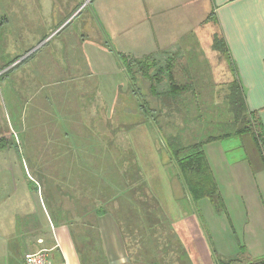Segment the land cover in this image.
<instances>
[{"label":"rangeland","instance_id":"1","mask_svg":"<svg viewBox=\"0 0 264 264\" xmlns=\"http://www.w3.org/2000/svg\"><path fill=\"white\" fill-rule=\"evenodd\" d=\"M105 20L111 24H105ZM207 20L215 32L214 19ZM116 24L120 25L118 21L113 23L107 0H0V67L20 56L0 70L3 180L30 181L31 189L41 192V197L51 193L54 201L60 202L61 211L69 208L72 219L79 221L73 201L61 191L66 194L69 189L94 181L107 186L106 191L98 188L96 193L105 199L118 186L115 171L120 170L117 153L121 150L120 154L126 155L122 165L129 155L130 162L140 170L143 194L157 201L148 219L147 214L133 208L128 212L137 211L134 214H123L129 221L124 227L130 244L135 242L134 237L151 244L155 239L151 226L162 233L156 236L159 243L171 246L176 236L173 231L185 227L182 220L176 224L172 213H195L200 226L205 225L207 240L217 256L232 257L244 245L252 261L264 264V171L251 140L245 135L231 136L209 142L204 150L210 157L224 205L215 204L221 208L219 212L207 198L196 205L187 198L175 175L174 162L162 147V136L168 133H179L185 142H191L231 130L226 124L230 115L223 101L231 73L225 59L216 53L214 58L206 45L208 25L199 31L203 43L197 38L199 44L193 51L178 52L188 59L197 97H188L187 108L183 107L186 110L181 113L171 115L173 111L163 110L158 131L153 122L137 124L143 117L135 111L136 100L114 52H123L130 44L124 43L121 35L113 38L109 29L116 30ZM171 53L163 51L154 57L163 62ZM21 59L24 61L18 64ZM139 85L146 94V84L139 81ZM130 122V126L123 125ZM81 138L86 139L83 142ZM80 141L86 146L79 148L76 144ZM247 159L251 163L249 179L237 174L238 166ZM46 180H51L49 185ZM46 187L50 188L47 192ZM123 198L128 205L133 201L130 196ZM113 202L111 209L107 207L110 214L119 207L116 200ZM35 205L39 218L42 211ZM84 247V243L78 244L80 250ZM162 251L166 254L165 249Z\"/></svg>","mask_w":264,"mask_h":264},{"label":"crops","instance_id":"2","mask_svg":"<svg viewBox=\"0 0 264 264\" xmlns=\"http://www.w3.org/2000/svg\"><path fill=\"white\" fill-rule=\"evenodd\" d=\"M107 8L113 15V23H120L115 25L116 30L108 26L109 32L112 31L114 39L121 35L123 42L130 44L124 46L123 52L136 57L163 51L191 52L195 44L203 43L199 31L208 25L206 45L215 58L216 52L211 48L213 26L206 19L211 13L228 48L233 71L245 91L246 104L257 111L264 133V0H107ZM121 10L125 11L120 13ZM245 136L251 140L264 171L262 155L252 139ZM209 145L205 143L204 150ZM206 157L211 166L208 153ZM245 162L242 160L237 174L249 179L251 163L249 159ZM3 172L0 163V264H23L24 254L38 249L47 250L50 264H163L162 258L166 264H217L216 249L207 240L206 227L200 226L195 213H172L176 224L182 220L185 227L174 230L175 242L171 246L164 244L165 247L156 237L162 233L153 227L150 230L155 231V239L151 244H143L139 238V243H127L114 216L105 213L97 217L94 244L87 237L86 227L75 228L78 244L82 242L85 246L80 250L69 225L52 223L45 210V196L31 189L32 183L27 180L5 182ZM35 203L42 211L39 218ZM12 211L15 215L10 214Z\"/></svg>","mask_w":264,"mask_h":264},{"label":"trees","instance_id":"3","mask_svg":"<svg viewBox=\"0 0 264 264\" xmlns=\"http://www.w3.org/2000/svg\"><path fill=\"white\" fill-rule=\"evenodd\" d=\"M209 17L212 18L211 13L208 14L206 19ZM211 48L216 52L218 58L225 59L228 64V71L231 73V80L228 81L223 95V101L226 105L227 114L230 115L226 124L231 127V130L222 132L221 134L215 136L209 135L206 138L197 139L191 142H185L179 133H168L162 136V147L172 162H174V167L176 169L174 170L175 175L183 186V189H185L190 201L196 205L199 200L207 198L214 205V209L219 212L221 208L215 204H220L222 208L224 205L218 190L217 182L213 176L210 164L204 151V144L222 138H229L231 136L248 135L262 155L264 162V133L261 128V122L257 111L250 110L246 104L245 91L233 71L232 61L229 60L230 57L228 48L222 35L217 29L212 33ZM114 52L116 57H118L117 59H119L122 64L127 76V88L136 100L137 110L135 111L143 117V120H139L137 124H150V122H153L159 131L161 130L159 125V116L162 112H164L163 110L173 111L171 115L181 113L187 108V98L189 97V100H194L197 97V93L193 85L194 79L190 71L188 59L182 56V54L172 52L165 57L163 62H160L156 57H154V54H145L143 56L136 57L119 51ZM19 57L20 56L15 57L13 60L4 63L0 67V70L16 61ZM22 61H24V59H21L18 64ZM82 63H84V60ZM18 64L16 63L15 65L17 66ZM7 71L8 70L3 71L2 74ZM139 81L146 84V94L142 92ZM120 94V92L117 93L118 99L120 98ZM146 95L150 101L147 100ZM183 107L186 108L184 109ZM130 124H132V122L123 125L130 126ZM81 139L84 142L86 138ZM83 142L80 141V143L78 142L76 145L79 148H82L87 144ZM0 146H5L3 138L1 137ZM120 153L121 150L117 153L119 154L118 161L120 162V170L115 171L118 186L116 191L109 193L105 199L96 196V193L98 188H104L103 192L106 191L107 186L97 185L94 181H90V183L85 182L78 188L74 187L71 190L69 189L66 194L61 191L60 194L68 196L73 201L74 210L80 217L79 221L72 219L70 215L71 210L69 208H64L65 212L63 213L61 211L63 208L61 207L60 202H58V199L54 201L51 193L48 196L44 194V200L48 206V213L52 223H60L62 222L61 219H63L64 222L62 223H66L70 226L76 243L78 238L75 228H81L82 226L88 229V235H92L90 238L91 243L92 241L95 242L96 235L94 232H96L97 217L102 214L109 213L108 210L111 209L112 205L110 202H115L116 200L118 203L119 207L114 210V212L112 211V215L114 216L116 223L122 224V226L120 225L118 227L122 237L125 239L127 238L124 225L129 223V221L123 214H127L128 216L129 214H134L137 211H132L133 213L128 212V209L133 208L138 210L140 213H145V215L147 214L146 219H148V213H153L155 206H157V201L154 197L148 198L143 194L142 185L144 186V182L139 180L141 173L138 167H135L133 163L130 162L131 159L129 155H127V161H125V166H123L122 164L126 159V155L124 153ZM110 155L112 156L113 153L111 152ZM46 182H48L47 184L49 185L51 180H46ZM45 189V192H47L50 188L46 187ZM123 196L125 198L130 196L133 198V201H131L128 205L124 201ZM118 197L120 199H118ZM142 197H144L143 200L141 199ZM149 200L152 201V203H150ZM99 201L100 204H97ZM121 203L123 204L122 206H120ZM142 205L145 210H142ZM107 207L110 209H107ZM121 207H123V209ZM63 215L66 216L65 219ZM135 230L138 232V234H135L140 237L139 229L135 228ZM93 235H95L94 238ZM134 241H138L137 237H134ZM240 247L241 250L232 257L220 258L219 256H216V263L259 264L261 262L252 261L245 246L241 245Z\"/></svg>","mask_w":264,"mask_h":264},{"label":"built area","instance_id":"4","mask_svg":"<svg viewBox=\"0 0 264 264\" xmlns=\"http://www.w3.org/2000/svg\"><path fill=\"white\" fill-rule=\"evenodd\" d=\"M23 264H50L47 250L38 249L25 253Z\"/></svg>","mask_w":264,"mask_h":264}]
</instances>
